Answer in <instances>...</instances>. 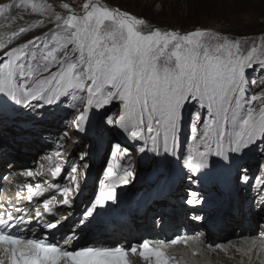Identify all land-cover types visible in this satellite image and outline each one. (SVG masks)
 <instances>
[{"label":"snow or ice","instance_id":"obj_1","mask_svg":"<svg viewBox=\"0 0 264 264\" xmlns=\"http://www.w3.org/2000/svg\"><path fill=\"white\" fill-rule=\"evenodd\" d=\"M15 6L0 4V13ZM63 7L68 14L51 13L53 27L43 38L13 47L30 31L20 28L7 44L0 43V127L19 119L39 140L46 124L71 123L88 140L87 151L79 153L85 169L86 158L108 144L107 180L84 208L81 230L121 202L117 189L136 177L134 153L142 166L184 173L185 203L196 209L197 221L224 208L264 212V91H253L264 85V47L258 54L255 43L247 48L201 28L145 31V20L101 0H89L80 15ZM113 105L119 106L118 118L110 111ZM117 133L125 143L113 142ZM66 137L64 132L60 139ZM253 157L259 158L256 168L262 175L250 172ZM119 160L125 163H112ZM64 164L68 186L43 183L67 205L79 194L77 160L69 157ZM49 171L55 179L65 169L57 165ZM257 185L251 200L239 197L241 188ZM25 186L29 203L44 194L40 182L35 190ZM215 187L222 195L205 194ZM54 199H42L43 213L35 212L37 221L45 213L51 216L42 236L30 227L31 212L18 205L12 206L18 215L0 211V264H171L165 249L179 236L155 247L148 239L130 245L72 244L75 233L57 241L63 224L50 206Z\"/></svg>","mask_w":264,"mask_h":264},{"label":"bare ground","instance_id":"obj_2","mask_svg":"<svg viewBox=\"0 0 264 264\" xmlns=\"http://www.w3.org/2000/svg\"><path fill=\"white\" fill-rule=\"evenodd\" d=\"M35 10L41 12V9ZM22 13V10H19L16 12L15 15L16 17H18L22 15ZM32 17L29 18L28 21L25 23L23 22L15 25H12L10 23L11 21L6 19L7 23L0 25V38H4L2 39V41L4 43L8 42L9 38L12 36V33H18L20 28L30 29L37 27L38 25L40 26V21H43V23L46 22L45 20H35ZM18 120L16 123H11L0 127V135H9L11 129L7 131H5V129L8 128L10 125L17 126L18 128H15L17 133L14 132V137L17 136L18 139H22V141L19 143L15 155L9 152L10 148L14 149V144H12L13 142L11 144L8 143L6 145L5 141L0 139V169H3L6 166V162H9L8 164H11V166L14 167L17 166L15 161H20L23 166L19 168L28 167V170H32L34 172L37 171L39 174H42L40 172H43L45 168L50 167L54 163H59L58 160L61 159L63 155H66L68 151H70L69 157H74L76 153L79 154V145L83 144V146H86V144L88 143L86 139H79V142L74 145L75 142H69L71 139L68 138L70 136L67 135L66 140H61L62 142H64L63 146L59 144L61 147L49 149L47 152L39 153V155H37L36 149L38 150L39 148L36 147H38L41 142L37 141L36 132L30 126L25 125L22 120H20L18 123ZM72 128H74V126ZM30 134H32V136ZM40 138V140L44 139V135ZM14 141L15 143L17 142L16 140ZM44 148H47L46 145L45 147L41 145L40 149L37 152L45 150ZM22 149H25V151H22ZM58 151L62 153V156L57 155ZM99 156L100 157L97 162V166L92 171L91 177L87 181V183H85L84 187L83 170H85V168L80 166L79 170H77V172L75 173L76 179H78L79 191L81 188H83L82 199L79 198L78 200L75 197L70 198V201L72 203L71 209H69L67 206L54 208L55 218L59 220L61 224H63V227L56 232L57 235L61 236L63 233H66L64 238H71L73 236V233H75V238L72 239V242L76 240L82 241L84 239H86L87 242H99L100 239H103L104 243L113 244L115 242H125L128 244V242H130L131 240L138 241L144 236H153L156 234L165 235L164 230L155 231L154 229H165V227L171 225H174L175 231L180 232L182 229H184L185 233H194L195 230L201 227L202 230L208 232L205 237V240L208 242L213 241L215 238H220L224 240L228 236H234L235 232L238 231L245 235H254L256 237L257 244L259 245V247H257L255 251H250L247 249V247H242V244H240L239 247H233L231 249L232 252L242 250V252L240 253L236 252V255L239 260L238 264H241V260L242 264H264V212H259L253 209L252 211H247L248 213L245 214L243 210L234 211L230 208H224L218 213L215 211L211 213H206V218L203 221L195 220L193 218L197 214L195 208L191 209V207L187 206L186 203H178V200L172 196L173 193L167 194L164 188H161L160 186L161 180L174 179V187L176 190L180 186L178 191H188L186 185H183L185 181V175L184 173L180 172L179 169H172L170 171L156 170L154 168L148 167L147 165H143V168L147 173L153 172L152 176L149 180L142 182L133 189V193L136 194L134 199L135 201L138 200L137 202L129 201L128 203L126 202L127 204L125 206L120 207L119 212L124 214V217L121 220L115 221L113 223L115 224V230L113 235L105 237L104 234L101 233V230L103 229L104 225L95 223H93L90 227L81 230L79 220L82 217V212L84 208L89 204V201L93 198L92 187L94 183H96L100 179L101 172L103 170V166L100 168V164L104 160L105 156L101 154ZM86 159L89 165V163H91V160L90 158ZM77 164L79 166V162H77ZM42 165L43 167H41ZM3 173L4 170H0V176ZM259 175L262 174L259 173ZM44 178H41L40 181H44ZM99 183L100 185L103 184V180L101 179ZM253 183H255V181H253ZM258 187L259 185H257V189ZM211 191H213V189ZM256 191L257 190L255 188H241L239 191V197L247 202L253 198L249 195ZM214 193L215 195L213 194V197L218 195L216 192ZM155 197H162L163 204H157ZM142 204H144L142 214L137 215L135 212ZM43 218L51 219V216L45 213L42 219ZM98 218L99 217H97L95 221H98ZM260 223H263L262 227L259 225ZM32 226V230L37 233H43L47 231V229L42 228L40 225L32 224ZM95 228L97 229V232L93 233L92 231ZM212 231L218 232L219 235L215 236L213 233H211ZM172 254H174V258L178 262V264H207L204 261H194L189 257H184L183 252H180L179 254L172 252ZM225 261L229 262L227 259Z\"/></svg>","mask_w":264,"mask_h":264},{"label":"rangeland","instance_id":"obj_3","mask_svg":"<svg viewBox=\"0 0 264 264\" xmlns=\"http://www.w3.org/2000/svg\"><path fill=\"white\" fill-rule=\"evenodd\" d=\"M87 2H89V0H0V4L15 3L16 5L11 10H6L4 13H0V25L7 23V20H10L12 25L23 22L25 23L32 16V18L35 20L39 19V21H46L40 26L30 28V31L25 34L22 39L16 40V42L11 45L14 47L19 43H24L26 40L32 39L34 36H40L43 38L44 34L48 33L53 27V24L49 22V16L51 13L55 12L64 16L68 14V9L63 7L64 4L69 5V8L73 12L80 15L83 13V5ZM101 2L113 8H119L121 10L127 11L138 18L145 20L147 25L145 31L152 30L154 28H160L162 30H173L185 33L196 28H201L208 29L221 35H226L229 40H239L242 45L247 48L252 47L253 43H255V45L258 47V54L260 48L264 47V0H101ZM33 5H35V8H33ZM48 5H51V8H48ZM38 8L41 9V12L35 10H39ZM19 10H22L23 13L22 15L16 17L15 14ZM2 39L4 38H0V43H8H4ZM253 91H264V85L254 88ZM81 110L83 109L81 108ZM110 111L118 118L120 111L118 105L111 106ZM19 121L20 120H18V123ZM16 122L17 120L13 123ZM72 127L73 125L71 123H67V125H65L63 121L45 125L40 136L43 137L44 135V139L40 140L41 138H39L38 140L36 137L37 141L41 142V144L36 148L40 149L41 145L43 147L46 145L47 148H44L45 150L40 152H37L39 149H36V154L39 155V153L47 152L49 149L63 146L64 142L61 141L60 137L64 132H67V135L70 136L68 138L75 139L72 134H76V130ZM15 128L18 127L15 125H10L5 129V131L11 129L9 135H0V139L4 140L6 145L13 142L12 144H14V149H9V152L13 155L16 154L19 143L22 141V139H18L17 136L14 137L15 133H17ZM30 135L32 136V134ZM13 139L17 142L15 143ZM64 139L66 140V138ZM72 141L74 142V140ZM113 142L125 143L123 137L118 133L116 134L115 140ZM79 146V153L81 151L87 150L86 146H83V144ZM22 151H25V149H22ZM100 154L105 156L104 160L100 164V168L103 166V170L101 172L100 179L94 183L92 187V199H94L95 195L99 194V189L102 186V184L100 185L99 181L102 179L104 183L107 180V175H105V168H107V164L109 163V147L107 143H104L98 149V153L95 151L91 155L90 160L94 168L97 166V161L99 160ZM74 157L76 158L77 162H79V154L76 153ZM133 157L135 160L133 169L136 172V177L132 183L124 187L125 190L131 191L132 198L136 196L133 194V189L142 182L149 180L153 173H147L145 171L143 168L145 165H141L139 158L135 153L133 154ZM258 162V157H253L250 159V164L252 165L250 172L254 175H259V173L262 174L256 168ZM8 163L9 162H6V166L10 165ZM112 163L115 165L116 163H125V161H112ZM79 167L80 166L77 164V170H79ZM167 170L170 171L172 169ZM167 183V180L162 181L161 185L164 189L165 186L167 189ZM173 185L174 179L171 183L172 191L167 193H173L172 196L178 200V203L182 202V204H185L188 191H178L180 186L177 188V190L174 187L173 191ZM183 185H186V187L189 189V184L186 177ZM215 189L216 192L222 195V189L218 187H215ZM255 189L258 190L257 187ZM201 191L205 190L201 189ZM209 193H211V191ZM205 194H208V192L205 191ZM256 195L257 191L251 193L249 196L255 197ZM155 200L157 204H163L162 197H155ZM243 211L245 214L248 213V210L246 209ZM262 224L263 223H260L259 225L262 227Z\"/></svg>","mask_w":264,"mask_h":264}]
</instances>
